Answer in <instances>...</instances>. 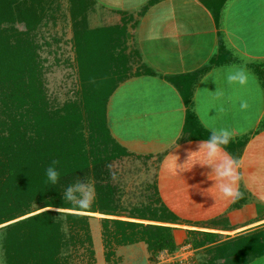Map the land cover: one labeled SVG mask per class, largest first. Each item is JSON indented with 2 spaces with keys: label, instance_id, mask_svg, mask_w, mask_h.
<instances>
[{
  "label": "trees",
  "instance_id": "1",
  "mask_svg": "<svg viewBox=\"0 0 264 264\" xmlns=\"http://www.w3.org/2000/svg\"><path fill=\"white\" fill-rule=\"evenodd\" d=\"M159 1L151 0L137 16L116 12L122 16L120 23L94 28L89 16L96 10V1L69 0L82 89L79 102L54 109L44 89L36 32L55 0H0V230L6 231L3 249L7 264H75L74 258L83 257L81 249L91 261L94 259L89 218L67 213L63 222L52 210L120 217L123 206L113 164L122 156L132 155L111 135L108 104L131 77L160 76L146 65L133 73L129 60L134 55L139 58V52H131L127 44L132 38L130 30H135L139 19ZM214 14L218 21L219 14ZM223 62L219 52L198 72L160 78L178 88L190 106L192 88ZM186 124L185 135L193 140L202 138L192 109ZM54 161L60 171L56 186L48 184L45 177V170ZM78 177L93 181L96 190V201L84 208L64 202L60 193ZM162 205L160 200L159 206H149L138 215L131 212L129 218L179 224V219ZM138 228L144 229L143 237L153 258L165 251L174 253L180 247L172 227L103 219L106 259L113 257L114 243L119 247L137 244ZM189 233L203 236V241H193L197 247L214 245L208 251L213 264H242L264 253V231L217 245V235Z\"/></svg>",
  "mask_w": 264,
  "mask_h": 264
},
{
  "label": "crops",
  "instance_id": "2",
  "mask_svg": "<svg viewBox=\"0 0 264 264\" xmlns=\"http://www.w3.org/2000/svg\"><path fill=\"white\" fill-rule=\"evenodd\" d=\"M150 1L101 0L96 3L101 5L104 8L103 11H106L109 16L111 14L120 16V21L111 24L114 25L122 21V16L116 12L137 16ZM232 1L161 0L150 7L146 14L139 19L132 38L136 39L140 49L137 51L147 66L158 75L193 74L205 68L219 52H222L224 62L214 66L192 88L190 106H187L179 89L160 76L131 77L121 84L116 92L121 90L124 85L129 84L130 92L134 96V91L139 88L134 85V82L142 79L147 80L148 84L145 85H148V94L145 103L139 99L140 97L136 99L139 106L135 111L131 109L130 121H126L124 126L122 123L114 121L117 116L115 112L119 109L115 105L114 99L112 101L115 92L108 104L109 112L111 108H114L112 122L110 121L111 115L109 113L107 115L111 135L122 147L138 156H162L158 177L160 179L159 193H161L162 202L166 208L179 219V224L176 225L154 222H148L151 225L137 224L191 229L185 231V236L190 234L189 232L214 234L219 237L215 245L240 236L259 234L264 231V112L255 120L257 130L253 131L254 133L246 130L244 126L248 124V120L241 114L238 115V113H245L241 109L249 108L250 95L254 97L255 101L264 93V66L257 69V66L253 64L248 65L249 71L256 72L258 78V86L251 88L250 75L239 67L242 65L240 58L234 51L228 49L225 42L226 30L223 26L225 23L223 12L226 13L229 5L231 7ZM216 12L219 14L218 21L214 17ZM185 14L188 18L183 17ZM221 34L224 38L220 41L218 36ZM162 39L166 41V45L161 41ZM186 40H188V44L195 43L197 50L200 49L202 57L198 62H195L200 63L199 67L195 69L193 65L194 70L189 72L187 69L190 64L184 62L180 69L171 72L175 71L174 67H169L166 62L161 61L168 56V50L173 53L180 50V53L182 52L180 59L183 60V44ZM149 41L156 43V47L152 50L145 46V43H149ZM172 42L177 45L176 49L173 45L172 49L168 46ZM243 56L249 59L251 55L249 52H243ZM169 68L172 69L170 72ZM230 85L231 88H227ZM206 97H209L211 107L215 108L217 112L210 109L207 112L201 108L200 104L205 102ZM190 109L197 120L198 130L204 131L199 140H193L190 135H185L187 113ZM201 117L208 120L213 126L230 128L233 132V138L227 151L242 161L244 175V181L240 185L244 195L238 201L222 200L215 189L211 194L217 196V202L211 196H206L207 193L204 194L212 186V182L208 180V174L211 171L208 168L197 166L192 171L183 172L179 176L173 160L169 159L167 167L162 166L169 149L178 146V142L176 144L167 143L173 135L179 134L181 138L179 147L172 152L179 158V163L185 162L189 151L198 150L202 139H206L209 135L208 129L201 123ZM170 133H173L171 137ZM174 232L182 231L175 230ZM242 264H264V253L248 258Z\"/></svg>",
  "mask_w": 264,
  "mask_h": 264
},
{
  "label": "rangeland",
  "instance_id": "3",
  "mask_svg": "<svg viewBox=\"0 0 264 264\" xmlns=\"http://www.w3.org/2000/svg\"><path fill=\"white\" fill-rule=\"evenodd\" d=\"M232 3L231 7L229 5L226 13L225 11L223 12L225 15V23L223 22V26L226 30V34L224 33V36H226L225 42L228 49L234 51L240 58L242 65L239 67L250 75V86L251 88H255V86H258L257 73L251 70L249 71L250 67L248 65L253 64L257 66V69L264 66V0H233ZM69 6V0H55L52 11L46 16L43 24L36 32V43L40 46L39 57L43 65L42 80L44 89L47 100L54 109L62 108L69 103L79 102L82 89L73 43V24L70 17ZM95 9L96 10L89 16L91 27L96 28L104 26V24L111 25L115 23V21H120V16H113L112 14L109 16L106 11H103L104 8L101 5L97 4ZM178 16L181 17L180 15ZM183 17L188 18L186 14L185 16L183 15ZM134 31L135 30H130L131 37H133ZM218 37L220 41L224 38L222 34ZM161 41L166 45L164 39ZM187 42L188 40L185 41L186 44H183V60L180 59L182 55L180 50L175 53L168 50V56L161 61L163 63L166 62L169 67H174L175 71H171L172 69L169 68V72H176V70L181 68V64L184 62L188 65L190 64L187 69L189 72L199 67L200 63L197 64L195 62H198V60H200L199 58L202 57L199 51L200 49H196L197 45L195 43L190 44V42L188 44ZM127 44L131 52L134 49L140 50L135 38L134 40L130 38ZM172 45L174 49L177 48L175 42H172L168 45L170 49H172ZM145 46L149 50H152L156 47V43L149 41V43H145ZM243 52H249L251 55L249 59L243 56ZM129 64L133 73H136L137 69L139 70L141 68V65L147 66L140 54L139 58L137 55L132 56L129 60ZM253 73H255V75H253ZM145 84H148V82L143 79L134 82V85L139 87L136 88L137 91H134V96L130 92L131 86L129 84L124 85L121 90L115 93L112 101L114 99L115 105L119 107L118 111L115 112V115H117L115 116V122L122 123L125 126V122L128 120L130 121L129 113L131 109L135 111L139 106L136 102L138 97L145 103L148 94V85ZM227 88H231V85L227 86ZM157 91L159 90L157 89ZM254 95L256 96L255 93ZM202 103L200 106H202L201 108H204L205 111L209 112V109L211 111H216L215 108L211 107L212 104H210L211 100L209 102V97H206L203 105ZM248 103L249 108L241 109V111L245 113H238V115L241 114L243 118L248 120V124L244 125L246 130L249 132H256L257 125L255 124V120L264 112V93L255 101L254 97L250 95ZM108 113L111 115L110 121L112 122L114 118V108H111L110 112L107 110V115ZM236 113L237 110L235 111V114ZM217 117L219 116L217 115ZM228 129L231 131L230 128ZM84 131L87 135L90 132L88 128ZM200 131L202 132V129ZM202 134H204V131ZM169 135L171 137L173 133ZM130 153L132 156H122L113 164L116 176L114 181H116L117 185L120 187L121 205L123 206V209L119 211L118 214L120 217H106L100 214L77 213L57 209L52 210L63 222H65V217L63 215L67 213L83 215L89 218L88 222L91 228L95 253L94 259L91 261L88 254L81 249L80 253H83L82 259L74 258L73 262L75 264H213V262L209 261L212 254L208 251H211L210 249H212L214 245L197 247L194 245L193 241H203V236L190 234H186L185 236V233L191 229H182L178 227H174V229L180 230L183 233L174 232L175 238L180 245L179 249L174 253L165 251L160 253L158 257L153 258L152 253L148 250V244L143 237L144 229L138 228L139 235H137V239L139 242L137 245L119 247L114 243L111 248L114 255L110 260L106 259V253H108V251L105 249L102 236L103 219L130 221L133 223H146V225H151L148 224L147 221L130 219L131 212H133V215H138L137 213H139V211L145 210L149 206H159L160 200L161 203H163L161 193H159L160 179L158 178L162 156H138L132 152ZM90 183L94 192L92 202L89 204L92 205L96 201V190L94 182L90 181ZM156 189L158 193H156ZM3 227H5V225ZM64 228L65 231H67V226ZM148 232L151 234L152 230L149 229ZM5 235L6 231L0 230V264H7L5 251L3 249V239Z\"/></svg>",
  "mask_w": 264,
  "mask_h": 264
},
{
  "label": "clouds",
  "instance_id": "4",
  "mask_svg": "<svg viewBox=\"0 0 264 264\" xmlns=\"http://www.w3.org/2000/svg\"><path fill=\"white\" fill-rule=\"evenodd\" d=\"M202 125L208 129L209 135L202 139L198 150L189 151L187 159L183 164L179 163V158L172 154L173 150L179 147L181 140L179 134L173 135L167 142L178 146L171 147L165 156L162 166L167 167L169 159L174 161L177 174L192 171L197 166L210 169L208 180L212 186L205 191L206 196H211L217 202V196L211 194L215 189L219 198L224 201H238L244 193L240 189L244 181L242 172L243 163L239 158L234 157L227 151L228 145L233 138V132L224 127L211 125L208 120L201 117ZM46 182L52 186L60 183V171L58 162H53L45 170ZM62 194L64 202L73 203L75 206L84 208L92 202L94 192L87 177L77 178L71 184L63 188Z\"/></svg>",
  "mask_w": 264,
  "mask_h": 264
}]
</instances>
